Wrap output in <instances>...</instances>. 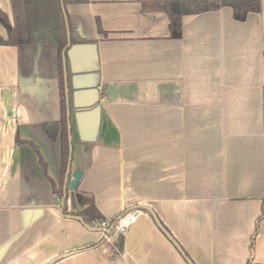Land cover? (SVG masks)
I'll use <instances>...</instances> for the list:
<instances>
[{
	"label": "crops",
	"instance_id": "0c3cea01",
	"mask_svg": "<svg viewBox=\"0 0 264 264\" xmlns=\"http://www.w3.org/2000/svg\"><path fill=\"white\" fill-rule=\"evenodd\" d=\"M160 1L65 5L86 39L65 53L68 214L60 138L42 128L61 117L57 68L0 43V264H188L146 207L193 264H264V0L243 20L185 14L178 38ZM90 204L136 212L121 249L71 216Z\"/></svg>",
	"mask_w": 264,
	"mask_h": 264
},
{
	"label": "trees",
	"instance_id": "16d2710c",
	"mask_svg": "<svg viewBox=\"0 0 264 264\" xmlns=\"http://www.w3.org/2000/svg\"><path fill=\"white\" fill-rule=\"evenodd\" d=\"M68 1L70 0H9L11 18L0 8V24L6 31V37L5 39H1L0 43L16 46L21 49L30 48L37 53L45 49L47 45L55 47L61 117L59 121L43 123L42 128L50 138L55 139L57 136L60 138L62 181L67 163L71 158V129L69 124L71 107L67 102L66 82L64 80L65 53L70 44L86 41L69 24L65 10V5ZM221 6H229L232 9L234 18L243 20L249 12L259 11L260 0H162L159 2V8L168 17L169 33L174 38L180 37L181 17L183 15L216 10ZM100 32L102 31L100 30ZM54 193L60 198L64 195L61 188L58 190L54 189ZM63 212L68 214L64 209ZM71 215L81 216L82 223L90 228L99 227V222L104 220L93 204L88 205L79 212L71 213ZM261 216H264V207L262 208ZM115 220L116 218H113L110 221L113 222ZM157 220L164 231L170 235L162 222L159 219ZM122 240L123 236L121 235L115 240L114 246L116 249H121ZM181 250L190 259L182 248Z\"/></svg>",
	"mask_w": 264,
	"mask_h": 264
},
{
	"label": "built area",
	"instance_id": "2783aa9c",
	"mask_svg": "<svg viewBox=\"0 0 264 264\" xmlns=\"http://www.w3.org/2000/svg\"><path fill=\"white\" fill-rule=\"evenodd\" d=\"M136 212L129 211L119 216L115 221L102 220L99 223L100 233L103 242L105 243L104 251L108 252L111 249H116L114 246L115 240L121 235H124L129 226L136 220Z\"/></svg>",
	"mask_w": 264,
	"mask_h": 264
},
{
	"label": "water",
	"instance_id": "95a60500",
	"mask_svg": "<svg viewBox=\"0 0 264 264\" xmlns=\"http://www.w3.org/2000/svg\"><path fill=\"white\" fill-rule=\"evenodd\" d=\"M67 93V91H66ZM69 127V126H68ZM71 139V137H70ZM71 155V153H70ZM70 161H71V158L69 159L68 163H67V167H66V172H65V178H64V188H63V192H64V195L63 197L61 198V207H60V212H62L63 210V204H64V198H65V189H66V186H67V181L69 179V174H70ZM82 175V171L81 170H76L74 172H72L71 174V177H70V181H69V184H68V188L69 189H73L76 184L78 183V180L80 179V176ZM147 210H149V212L152 214V216L154 217L156 223L158 224V226L162 229V231L169 237V239L172 241V243L174 244V246L178 249V251H180V253L182 254V256L186 259V261L188 262V264H193L192 261L190 259H188L184 253L182 252L180 246L178 245V243L167 233L164 231V229L160 226L156 216L154 215L153 211L151 209H149L148 207H146ZM72 216V215H71ZM74 217L75 219L79 220L82 222V217L81 216H72ZM86 226V225H85ZM87 228H90L88 226H86ZM92 229L94 227H91ZM99 231H100V228L98 227Z\"/></svg>",
	"mask_w": 264,
	"mask_h": 264
},
{
	"label": "rangeland",
	"instance_id": "374dc122",
	"mask_svg": "<svg viewBox=\"0 0 264 264\" xmlns=\"http://www.w3.org/2000/svg\"><path fill=\"white\" fill-rule=\"evenodd\" d=\"M55 52H56V50H55V47L53 45H47L45 47V53L42 56H39L38 57L39 58L38 60L40 62H41V60L44 57V59L46 61V66L49 67V69L51 70L52 74L55 73V71H56V64H57L56 57H55L56 56V53ZM42 62H44V61H42ZM39 69H40V67H38V70Z\"/></svg>",
	"mask_w": 264,
	"mask_h": 264
}]
</instances>
